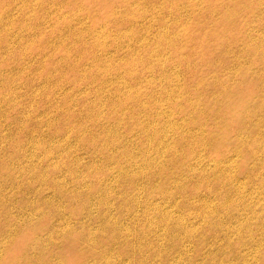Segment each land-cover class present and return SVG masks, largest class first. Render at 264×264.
Returning a JSON list of instances; mask_svg holds the SVG:
<instances>
[{"label": "rangeland", "instance_id": "1", "mask_svg": "<svg viewBox=\"0 0 264 264\" xmlns=\"http://www.w3.org/2000/svg\"><path fill=\"white\" fill-rule=\"evenodd\" d=\"M0 264H264V0H0Z\"/></svg>", "mask_w": 264, "mask_h": 264}]
</instances>
